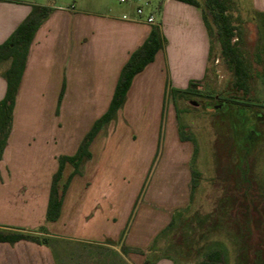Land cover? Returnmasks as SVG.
Listing matches in <instances>:
<instances>
[{
    "label": "crops",
    "instance_id": "obj_1",
    "mask_svg": "<svg viewBox=\"0 0 264 264\" xmlns=\"http://www.w3.org/2000/svg\"><path fill=\"white\" fill-rule=\"evenodd\" d=\"M33 6L45 5L37 0H0V45ZM52 8L30 48L0 161V229L44 227L50 241L0 243V264H144L145 256L125 255L122 247L145 252L171 224L174 213L190 205L193 153L180 140L171 113L165 135L174 133L175 147L169 153L163 148L158 159V165L169 167V175L157 187L152 179L145 194L140 193L157 154L167 84L184 90L192 81H204L210 40L202 12L183 2L162 0L166 49L134 78L124 106L96 136L91 159L72 179L60 218L46 222L58 158L75 155L108 111L124 65L151 30L145 18L129 13L118 17L111 11L101 15ZM8 66L0 68V101L6 94L3 73ZM137 168L142 171L137 179L126 177L128 169ZM71 172L67 166L64 176ZM131 184L141 187L139 192L128 190ZM135 256L141 257L137 263ZM155 264L174 263L160 259Z\"/></svg>",
    "mask_w": 264,
    "mask_h": 264
},
{
    "label": "rangeland",
    "instance_id": "obj_2",
    "mask_svg": "<svg viewBox=\"0 0 264 264\" xmlns=\"http://www.w3.org/2000/svg\"><path fill=\"white\" fill-rule=\"evenodd\" d=\"M127 1L128 3H121V0H37L39 4L51 7L101 15L111 11L113 16L118 17L124 13L136 16V0ZM142 1L150 3L149 7H145V16L152 13L156 24H160L162 29V0ZM196 1L205 7V0ZM227 4V14L233 16L237 28V44H240L239 48L254 74L250 95L252 104L239 108L240 112L243 111L242 115L234 118L236 123L233 125L228 113L217 112L219 108L216 106H219L222 98H227L230 94L234 97L230 89L233 76L219 58L212 66L214 72L208 85L202 84L203 86L199 87V96L180 97L176 103L171 98L167 100L165 119L160 130L158 159L163 148L168 149L166 152L169 153L175 147L174 133L169 131L165 135V125L168 113L176 117L177 109L179 119L175 118L176 128L178 132L180 129L184 136L193 140L187 142V147L193 153L190 170L194 169L199 176L190 205L185 212L186 223L180 225V222L176 221L178 225L175 226L174 235L159 241V251H145V255L141 257L145 256V260L150 262L166 253L174 257L178 264H199L205 260V254L212 245L222 243L231 250L233 263L232 234L238 231L242 235L244 232L254 234L251 238L244 239L248 248L264 246V85L257 79V75L264 72V0H228ZM163 36L166 49L168 39L164 33ZM8 65V62L2 63L0 68ZM239 98L242 100L243 97ZM158 146L159 143L157 150ZM158 159L144 176L145 178L148 175L142 195L152 179L153 186L155 184L157 187L160 179L169 175V167L158 165ZM140 172L142 171L139 168L128 169L126 177L137 179ZM127 188L132 193L141 189L137 184H131ZM235 216L237 217L234 219ZM208 230L207 234L203 232ZM105 242L113 244L109 240ZM171 243L182 247L183 254L178 255L169 250ZM141 257H134L136 263Z\"/></svg>",
    "mask_w": 264,
    "mask_h": 264
},
{
    "label": "trees",
    "instance_id": "obj_3",
    "mask_svg": "<svg viewBox=\"0 0 264 264\" xmlns=\"http://www.w3.org/2000/svg\"><path fill=\"white\" fill-rule=\"evenodd\" d=\"M176 1L189 4L201 10L203 21L210 40V52L204 81H192L190 82L189 87L184 90L173 88L169 85V83L167 84L162 127L165 119L167 100L171 98V100L176 103L180 97L199 96V87L202 84H205L206 86L208 85V81L214 72L212 70V66L218 58L233 76L230 89L231 92H233L234 97L230 94L227 98H222L219 102V106L217 105L216 108H219L217 111L218 113H228L231 117V123L233 125L236 123L233 121L234 118L237 119L238 116L242 115L243 111L240 112L239 108L241 106L246 107L252 104L250 95L252 93L254 74L246 59L244 58L241 49L239 48L240 44H237L239 40L237 28L234 25L233 16L227 14L229 11V6L227 4L228 0H205L204 8L196 0ZM53 12L54 9L52 7L33 6L27 19L19 25V27L4 44L0 45V65L2 63H9L8 68L3 73V77L7 83L6 94L0 101V161L2 160L8 138L12 131L16 98L28 62L30 48L34 42L38 30L45 24ZM235 40L236 42H234ZM165 45L166 40L163 36L161 25L156 23L151 24V30L148 38L131 54L128 62L124 65L120 73V77L108 111L94 123L92 129L83 139L75 155L61 156L58 158L59 167L58 171L53 177L50 189L45 218L46 222H56L60 218L63 201L72 179L75 176L82 174L84 165L91 159L90 145L99 132L107 124L116 119L117 113L122 109L126 102L127 94L131 88L134 78L138 74L142 73L147 66L154 62L157 53L164 50ZM257 79L264 85V72L262 74L259 73L257 75ZM63 93L64 86L59 96L56 114L59 113ZM239 96L243 97L242 100L239 98ZM176 119H179V113L177 109ZM179 136L182 142L193 141L189 137L184 136L180 129ZM160 144L161 133L157 154L153 161L152 168L157 162L160 152ZM67 166L72 167V172L69 176L65 177L64 172ZM191 175L192 199L197 186L196 183L199 174L194 169H191ZM143 191L144 189L142 190L140 197L143 194ZM187 209L188 208L176 211L174 213L171 224L160 234H158L149 248L150 252L155 253L159 251V249H157L159 241L165 239L167 236L170 237L174 235L175 226L178 225L176 224L177 220L180 222V225L186 223L184 218H186L185 212ZM134 213L135 208L132 212V216L130 217L128 225L131 223ZM236 217L237 216H235L234 219ZM203 232L207 234L209 233V230L208 232ZM232 236V240H234V248L232 251L233 263L231 262V250H229L222 243H215L205 254V260L199 264H264V246H251L249 248L245 246L244 239L246 237L251 238L254 236L252 232H244L242 235L240 234V231H238L236 234H232ZM21 241L32 242L38 245H47L50 241V235L44 227H41L37 230H25L18 228L0 229V243L14 245ZM168 249L173 251L175 254H183L182 247H176L175 243H171L168 246ZM122 253L125 255L128 253L145 255V252L140 249H130L124 246L122 247ZM160 259H168L174 264H178L174 257L166 253L162 254L160 258H156L153 262H150L148 259H146L144 264H155Z\"/></svg>",
    "mask_w": 264,
    "mask_h": 264
},
{
    "label": "built area",
    "instance_id": "obj_4",
    "mask_svg": "<svg viewBox=\"0 0 264 264\" xmlns=\"http://www.w3.org/2000/svg\"><path fill=\"white\" fill-rule=\"evenodd\" d=\"M121 3H128L127 0H121ZM137 8H136V16L139 18H145L148 24H154V15L152 13L145 16V7H149V2H143L142 0H136ZM126 18V17H124Z\"/></svg>",
    "mask_w": 264,
    "mask_h": 264
}]
</instances>
